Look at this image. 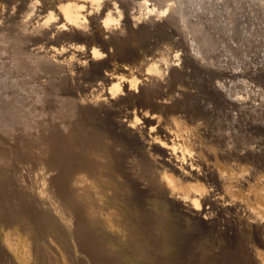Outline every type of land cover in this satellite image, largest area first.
<instances>
[{
  "label": "rangeland",
  "instance_id": "obj_1",
  "mask_svg": "<svg viewBox=\"0 0 264 264\" xmlns=\"http://www.w3.org/2000/svg\"><path fill=\"white\" fill-rule=\"evenodd\" d=\"M27 1L0 0V21L3 18L1 22L5 24V27L1 26L0 38L1 35L6 38L2 43L8 47L12 46L19 33L20 21L26 18L23 7ZM128 1L132 11L136 12L140 7V15L146 7H153V12L163 9L167 16L168 5L182 0ZM183 2L186 3L184 11L178 13L175 20L166 16L156 18L150 29L143 28L140 22V46L125 48L121 51L123 53L119 52L108 60L107 72H116L125 66L135 75L147 73L155 61L162 59L175 60L184 68L182 71L174 70L176 76L173 72L169 74L171 78L167 76L166 84L151 85L150 93L142 100L140 98L136 106L133 103L126 105L123 113L129 116L133 113L130 118L137 116V122L142 121L138 135L114 130V115L101 112H104V119L108 114L107 120L101 126L94 125V130L100 134L93 131L102 139L109 138V145H102V148L100 145L98 150L81 153L84 160L94 158L92 161L98 159L97 163H101L96 175L90 179L94 181L92 186L95 191L100 192L95 196L93 188L87 187L86 195L79 194L73 200L76 211L70 212L72 215L69 213L64 221L60 216L57 192V144L54 141L50 148V144L41 142L45 140L49 143L42 134L44 125H58L67 119L79 125L80 121L77 122L75 117L73 120L72 117L64 118L65 106L73 103V99H67L65 94L61 97L62 92L56 95L58 98L46 100L16 99L14 78L0 77V264H264V0ZM16 6L21 8L20 14L16 13L17 17L10 15ZM111 7L106 9L105 17L108 12H114ZM193 22L200 23V28L203 25L201 29L210 36L211 51L200 54L191 50V41L185 31L190 27L187 24ZM165 23H168V29L156 26ZM183 23L186 24L183 26ZM122 34L127 38L126 42L133 38L132 35L135 36L129 31ZM6 50L2 53L0 50V72L10 63L11 51ZM192 59L200 66L195 65ZM140 113L152 119L146 122L140 119ZM22 116H26L27 120L21 119L24 118ZM162 130L174 131L185 141L187 149L196 153L195 166H200L201 176L178 174L165 166L159 159L161 155L158 151L149 149L151 151L147 154L137 143L140 137L150 142L159 141ZM40 135L42 138H39ZM29 147L35 153L29 152ZM37 152L45 159L43 166L35 158ZM50 165L53 169L49 168ZM211 169L216 174H212ZM50 176H53L52 179L46 180ZM165 176L169 177L173 189L159 186ZM41 185L46 189V199L36 198L33 192ZM73 190L74 187H71ZM194 192L210 193L216 200L214 205L206 206L208 215L212 217L210 225L188 216L181 205L170 199L172 195L192 196ZM231 202H236L238 206ZM227 204H232V208L229 205L230 209H227ZM41 210L46 213L42 214ZM254 215L263 219L262 227L251 222ZM89 218L91 221L94 219L93 224ZM77 223L81 224V231L76 228Z\"/></svg>",
  "mask_w": 264,
  "mask_h": 264
},
{
  "label": "bare ground",
  "instance_id": "obj_2",
  "mask_svg": "<svg viewBox=\"0 0 264 264\" xmlns=\"http://www.w3.org/2000/svg\"><path fill=\"white\" fill-rule=\"evenodd\" d=\"M135 1L136 0H134L133 2H135ZM128 2H129L128 0H28L27 3L25 4V7H23L24 10H26V18L23 19L22 21H20V25H19L20 29L18 28L19 33L16 34V37H15L13 43H11L12 46L8 47V46H6V44L2 43L4 41V39H6V38H4L3 35H1V38H0V50H2L1 53L4 52L3 50H6V49H9L11 51L10 63H9V65L7 64L8 66L6 68H4V70L2 72H0V77L10 76L11 78H14V86H15V93H16V95L14 94V96H16L15 97L16 99H45L46 100V99H51L52 97L55 98L56 95L61 94V92L63 93V94H61L62 96L60 95L61 97H63V95L65 94L67 96V99H71V100L73 99L72 100L73 103H70L68 105V104H66L67 103L66 97L64 98L65 102H66L65 103L66 106L64 104H62L65 106V110H64L65 117L64 118L67 119V117L68 118L72 117V120H73V118L75 117L77 122L80 121L79 125H78V123L75 124V122L72 123L73 121L71 122V119L69 118L70 121H68V119H67L66 121H68V122L63 121V123L59 120L60 121L59 123H61V124L57 123L58 125H51L52 123L49 125H44L43 126L44 131L39 128L41 130V132L43 131L42 134L45 135L44 137L47 138V140H49V143H47V141L45 142V140L41 139L42 140L41 143H43L44 145L50 144V148H51V146H53L54 141H55V144H57V148H58L57 161H58V164L57 163L56 164L59 167V174L57 173L58 177H59V181L57 184L58 185L57 192L59 191V197H60V205L59 204H57V205L60 206V209H61V215L60 216H62L63 221L66 219L67 215L70 212L76 211L75 210L76 209L75 204H74L73 200H75L79 196V194L80 195L85 194V192L88 189L87 187L93 188L92 191H93L95 196L97 195L96 193L100 192V191H98V192L95 191L94 186H92V182H94V181H90V179L96 175V172L99 168L98 166H100L101 163L100 164L97 163L98 159H97V161H94V160L92 161V159H94V158H92L93 156H91V158H92L91 161H88V159L86 161L81 156V153H85V151L86 152L87 151L92 152V149H97V148H99L100 145H101V148H102V145L103 146L109 145V142H110L109 138H108V140L106 137H105L106 139H102L103 137L100 138L97 135H95V133L100 134V132L94 130L95 129L94 125L95 124L100 125L101 123H103L104 120H107L106 118H107L108 114L110 113V114H112V116L114 115V117H115V124H114V127H112L114 130L123 131L124 133L130 134V135H135V136L138 135V133H140L139 130L142 129L141 128V122L142 121L137 122V120H136L138 118L137 116L130 118V117H132L133 113L131 114V116L126 115V113L124 114L123 112L125 110L124 108L126 107V105L128 106L132 103L135 104L138 100H140V98L142 100V98H144L145 96L148 95V93H150L149 89L151 88V85H153V84H164L166 80L168 81L167 76L169 74H171L174 70L175 71L176 70L182 71V69L184 68L181 63L178 62V64H176L175 60L162 59V60L155 61L152 64L153 66L149 67V69L147 70V73H144V74L139 73L140 75H135L133 70L127 71L128 69L126 70L125 66H122V65H121L122 68L116 70V72H115V70L112 72H107L108 70L106 69L107 68L106 65L108 63V60L113 59L111 56H116L117 53L121 52L125 48H126L125 50H127L128 48L132 49V47L135 48L136 46L139 45V39H138L139 37L138 36L140 35V22L143 25V26L141 25L143 28L146 27V28L150 29L152 24L155 22L156 18L161 19V18L166 16V15H164L165 11H162L163 9L161 11L159 9H155V12H153V10H152L153 7L150 9L146 6H145L146 11L142 12V14L140 15V10H141L140 7H139L138 11H136V12L132 11V9L128 7L129 5H127ZM144 3H145V1H144ZM185 4L186 3H184L183 0L181 2L175 4V5L173 3L169 4L168 5V6H170L169 7V13L167 14L166 18H169V19L171 18V19L175 20L178 13L179 14L183 13L184 8H185L184 7ZM19 6H16L17 8L14 7L13 10L10 12V15L15 16L16 13L20 14L21 11H19V10L21 8ZM22 6H24V5L22 4ZM111 6H113V7H111ZM110 7L114 12H112V11L108 12L106 14L107 16L105 17L104 13H106L105 11H107L108 10L107 8H110ZM154 8H156V7H154ZM136 9H137V7H136ZM166 10H167V8H166ZM185 11H186V9H185ZM0 13H2V12H0ZM5 13H6V11H5ZM7 13H8V10H7ZM22 14H21V16H22ZM21 16H19V17H21ZM1 17H2V14H1ZM3 17H4V15H3ZM16 17H17V15H16ZM24 17H25V15H24ZM205 17H207V16H205ZM178 19L180 20L181 18H178ZM2 20H3V18L1 19V21ZM5 20H7L6 16H5ZM162 20H165V19H162ZM185 21H187V20H185ZM3 23L2 22L0 23L1 24L0 25V33H1V31H3L2 30L3 28H1ZM158 23H160V22H158ZM167 24L166 23L165 24H159L156 26H161L160 29H162V28L164 29V27ZM184 24H186V23H183L182 25L184 26ZM199 24L200 23H198V22L188 23L187 25H189L190 27L187 26V27H189V29L187 28V31H185V33H186V37L188 36V39L191 41V46L189 44L191 50L193 49L196 53L201 54L202 52H206V51L208 52V50L209 51L212 50V41L209 39L210 36L208 37L205 34L206 32H203V29H201L203 27V25L200 28ZM166 27H167V29L169 28V26H166ZM153 29H155V28H153ZM157 29H159V27ZM147 30H145V31H147ZM127 31L132 32V34L135 33V36L132 35L133 38L130 41L126 42L127 38L124 37V34H122L123 35L122 36L121 33L127 32ZM220 36H218V37H220ZM211 37H212V35H211ZM128 42H130V43H128ZM8 45H9V43H8ZM210 48H211V50H210ZM121 53H123V52H121ZM119 56H120V54H119ZM118 59H120V58H118ZM121 59H123V58L121 57ZM193 60L194 59H192V61ZM194 63H195V60H194ZM199 63H201V62H199ZM196 64H198V63H195V65ZM198 66H200V64H198ZM198 66H196V68H200ZM162 68H163V70H161ZM136 72H137V70H136ZM174 76H176L175 73H174ZM168 77H169V79L171 78L170 76H168ZM9 82H10V80H9ZM8 85H9V83H8ZM7 90H8V88H7ZM217 90H218V88H217ZM218 92H219V90H218ZM220 92H223V90ZM56 98H58V97H56ZM68 101H70V100H68ZM67 105H68V107H67ZM39 106H41V105H39ZM135 106H136V104H135ZM15 108H13V109H15ZM59 109H61V106ZM62 110H63V108H62ZM133 110L136 111L137 109H133ZM3 111H4V109H3ZM19 111H21V110H19ZM102 111L108 112V114H106L107 116L105 119L103 117L104 112L101 113ZM137 111L140 112V109ZM29 113H31V111ZM129 113H130V111H129ZM144 114L143 113L139 114L140 119H142L146 122H148L152 119V118H150V116L144 115ZM13 115H15V114H13ZM61 115H63V114H61ZM127 116H129V118ZM17 117H20V116H17ZM22 117H24V116H22ZM25 117L21 118V119L24 120ZM25 120H27V119H25ZM138 120H139V118H138ZM25 123H26V121H25ZM27 123H29V122H27ZM139 123H140V129H139ZM33 124H34V122H33ZM93 130L96 132L94 133ZM161 133H162V135L160 136V138L157 137L159 139V141L155 140L156 142L155 141L150 142L146 139H142L141 137L137 138L138 142L135 139L136 137H134V139L137 143H139L141 145V147H143L145 149L147 154H149L151 151L149 149H153V150L155 149L156 151H158L161 155V157H159V159H162L161 161L165 164V166L173 169L178 174L189 176V177L201 176L202 171L200 169V166L199 167L195 166V163L197 161L196 155H195L196 153L193 151H190V149L189 150L187 149V147L185 146V144H186L185 141H183L178 135H176L174 133V131L172 132L171 130H162ZM21 134L22 133H20V135ZM27 137H30V136H27ZM33 137H35V136H33ZM121 137L122 136H120V138ZM39 138H42L41 135ZM21 139H24V138H21ZM26 140L28 141V139H26ZM23 141H25V140H23ZM36 141H38V140H36ZM18 142L19 141H17V143ZM25 144L26 143H23V145H25ZM32 144H28V146H30ZM43 144L41 146H43ZM114 145H115V143H114ZM54 147H52V148H54ZM48 149H47V151L50 150V149L49 150ZM29 150H31V148L28 149V151ZM32 150H34V149H32ZM32 150L29 152H33ZM16 151H18V150L16 149ZM33 153H35V152H33ZM31 155H33V154H31ZM34 155H36V154H34ZM37 155L35 156V158L38 160V163L41 166L42 164L45 163V159H44V157L39 155V152H37ZM24 157H26V156H24ZM88 157L90 159V156H88ZM28 158H29V156H28ZM115 158H117V157H115ZM17 160H18V158H17ZM30 160H32V159L30 158ZM116 160H118V158ZM124 165H125V163H124ZM53 166L55 167L54 164H53ZM52 167L50 165L49 168H52ZM44 168H45V170L47 169L45 166H44ZM211 172H212V174H214V173L216 174V171H214V169H211ZM52 173H55V172L53 171ZM36 176H34V177H36ZM52 177L53 176H50L46 180H50V179H52ZM36 178L38 179V177H36ZM168 178L169 177H166V176L163 177V179L160 181L159 186L163 187V185H164V187H166L168 190H171V189H173V186H172L173 184ZM18 179H20V178H18ZM92 180H94V179H92ZM17 181L18 180L16 179V182ZM3 182H5V180ZM73 183H75V185ZM1 185H3V184H1ZM47 187H48V185H47ZM71 187H74L73 191H71ZM52 189L55 190L54 187ZM30 190L32 191V189H30ZM49 191H50V189H49ZM33 192L36 194L35 197L38 199H43L46 196V189H45L44 185L43 186L41 185V186L35 188L33 190ZM89 192L91 193V191H89ZM29 193H30V191H29ZM54 193H56V192H54ZM190 193L192 194V192H190ZM213 195H215V194H213ZM83 198L85 199L86 197H83ZM45 199H46V197H45ZM170 199L172 202L181 205V207L185 210V212L188 216L193 217V218L201 221L205 225L211 224V218L212 217L210 218V216H209L210 214L208 215L209 212H207L206 206L208 204H210V205L213 204L216 200L213 198V196L210 193L209 194H206V193L205 194L204 193L198 194V193L194 192V194L192 196H190V195H187V196L172 195L170 197ZM222 201H223V198H222ZM39 202H41V201H39ZM233 202H231V203H233ZM220 203H222V202L220 201ZM229 205L227 204V209H230L228 207ZM235 205H237L236 202H235L234 206ZM78 206H80V205H78ZM219 206L217 208H220ZM34 208H35V206H34ZM46 208H47V206H46ZM88 208H86V209H88ZM231 208H232V206H231ZM89 209H91V208H89ZM43 210H45V209H43ZM80 210H81V208H80ZM96 211L97 210H95L93 212H95V214H96L97 213ZM249 211H250V209H249ZM249 211H246V213H248ZM41 212H42V210H41ZM43 212L46 213V211H43ZM43 212H42V214H43ZM238 213H240V212H238ZM243 213H245V212H243ZM70 214L72 215V213H70ZM87 214H90V213H87ZM257 215H254L253 220L252 221L250 220V221L256 222L259 226L262 227V225H263L262 220L263 219H261L260 216H257ZM247 218H248V215H247ZM74 219H76V218H74ZM85 219H87V218H85ZM89 219L91 221V218H89ZM55 220L57 221V219H55ZM77 220H79V219H77ZM93 220L91 221V223L93 222ZM76 222H78V221H76ZM80 222H82V221H80ZM84 222H85V220H84ZM91 223L89 222V224H91ZM66 224H67V222H66ZM91 227H93V226H91ZM76 228H78V231L79 230L81 231V229H80V228H82L81 224L77 223ZM21 229L25 230L24 228H21ZM74 232H76V231H74ZM54 234L52 233L53 236H54ZM57 235H56V237H57ZM58 240H59V238H58ZM61 241H62V239H61ZM70 243H71V240H70ZM75 243H77V241ZM80 246H81V243H80ZM77 249H76V251L78 253L77 255H79L80 252H78L79 249L78 250ZM83 251H81V252H83ZM85 251H87V250H85ZM81 256L83 257V255H81ZM102 257L104 258V256H102ZM83 259H84V257H83ZM95 260H96V258H95ZM89 262H90V260H89Z\"/></svg>",
  "mask_w": 264,
  "mask_h": 264
}]
</instances>
